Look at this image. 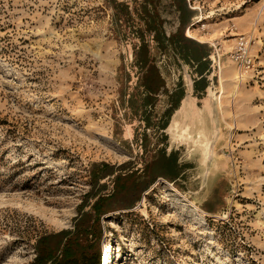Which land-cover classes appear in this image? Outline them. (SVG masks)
<instances>
[{
    "label": "rangeland",
    "instance_id": "rangeland-1",
    "mask_svg": "<svg viewBox=\"0 0 264 264\" xmlns=\"http://www.w3.org/2000/svg\"><path fill=\"white\" fill-rule=\"evenodd\" d=\"M58 236L63 264H264V0H0V264Z\"/></svg>",
    "mask_w": 264,
    "mask_h": 264
},
{
    "label": "trees",
    "instance_id": "trees-1",
    "mask_svg": "<svg viewBox=\"0 0 264 264\" xmlns=\"http://www.w3.org/2000/svg\"><path fill=\"white\" fill-rule=\"evenodd\" d=\"M126 12L128 13V11H126ZM146 17L150 21H152L151 23L145 22L146 28H147L146 30L149 33L155 32L157 34L156 39H158V41L163 39L160 37L161 36L160 35V29L156 28L155 26L152 27V24H154V21L157 20V15L155 13L154 14L149 13L146 9H144L142 11V17L141 18H142V20H145ZM139 39L141 41V47L139 48L135 57H136L137 61L139 63H141V65L144 67V66L149 64L150 53H149L148 47L144 43L142 32H140V34H139ZM186 40H188V39H186ZM195 46L201 47V45H199V44L198 45L195 44ZM160 81L161 80H160V78H158L157 72L155 71L154 68H152L150 73L145 75V77L143 78L142 87L147 92V95H145L146 97H149L150 94L154 93L153 90L157 85H159L158 83ZM180 100H181V96L178 95V97H176V100L172 106V109L168 112V115H172V112L177 110L179 103H180ZM171 164H173V163L171 162ZM171 164H169V166H171ZM161 166L163 169L165 164L164 165L161 164ZM74 240H68L67 239L63 242V239H60V236H58V241L56 242V245L53 247V249H49L43 253H40L37 256L34 264H47L48 262H51L50 264H63L64 262H67L66 259L69 260L68 262H72L73 261L72 259H74V257L76 256V248L78 247V246H74V244H73ZM97 262L99 263V258H98Z\"/></svg>",
    "mask_w": 264,
    "mask_h": 264
},
{
    "label": "bare ground",
    "instance_id": "bare-ground-1",
    "mask_svg": "<svg viewBox=\"0 0 264 264\" xmlns=\"http://www.w3.org/2000/svg\"><path fill=\"white\" fill-rule=\"evenodd\" d=\"M108 247H109V250H108L107 255L105 256V259L103 260V261H104L103 264H109L110 254H111V252H113V247H112V245L110 244Z\"/></svg>",
    "mask_w": 264,
    "mask_h": 264
},
{
    "label": "built area",
    "instance_id": "built-area-1",
    "mask_svg": "<svg viewBox=\"0 0 264 264\" xmlns=\"http://www.w3.org/2000/svg\"><path fill=\"white\" fill-rule=\"evenodd\" d=\"M240 43H239V45H238V48H237V52H236V54L238 55L239 54V56H242V54H244V50H245V48L243 47V44L241 43V40L239 41Z\"/></svg>",
    "mask_w": 264,
    "mask_h": 264
},
{
    "label": "crops",
    "instance_id": "crops-1",
    "mask_svg": "<svg viewBox=\"0 0 264 264\" xmlns=\"http://www.w3.org/2000/svg\"><path fill=\"white\" fill-rule=\"evenodd\" d=\"M179 109H180V108H179ZM179 109L176 111V113L180 111ZM176 113H175V114H176ZM176 120H177V119H176ZM177 121H178V120H177ZM177 121H176V123H178Z\"/></svg>",
    "mask_w": 264,
    "mask_h": 264
}]
</instances>
